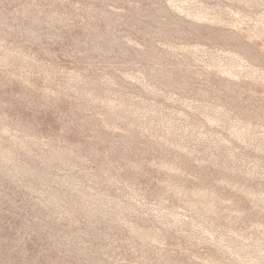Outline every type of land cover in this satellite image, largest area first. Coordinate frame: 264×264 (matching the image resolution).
Wrapping results in <instances>:
<instances>
[{
    "label": "rangeland",
    "instance_id": "374dc122",
    "mask_svg": "<svg viewBox=\"0 0 264 264\" xmlns=\"http://www.w3.org/2000/svg\"><path fill=\"white\" fill-rule=\"evenodd\" d=\"M0 264H264V0H0Z\"/></svg>",
    "mask_w": 264,
    "mask_h": 264
}]
</instances>
